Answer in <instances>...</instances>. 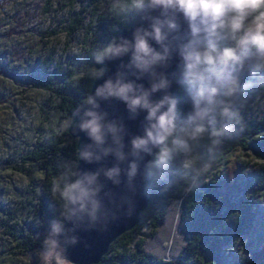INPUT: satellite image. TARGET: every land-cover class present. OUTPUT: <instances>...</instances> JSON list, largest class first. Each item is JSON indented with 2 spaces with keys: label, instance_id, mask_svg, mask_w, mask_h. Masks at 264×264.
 <instances>
[{
  "label": "clouds",
  "instance_id": "clouds-1",
  "mask_svg": "<svg viewBox=\"0 0 264 264\" xmlns=\"http://www.w3.org/2000/svg\"><path fill=\"white\" fill-rule=\"evenodd\" d=\"M114 6L126 7L124 0H114ZM132 6L141 13L143 23L133 30L131 40L114 41L97 60L130 54V67L151 72L157 79L149 90L109 81L99 94L121 97L134 111L147 110L145 135L136 138L133 145L137 154L142 150L152 155L155 150V159L148 165L150 177L163 179V173L179 157L180 168L192 173L194 180L208 167L196 147L206 141L203 147L212 153L234 131L238 106L245 102L247 93L264 86V0H132ZM173 52L179 60L171 75L184 87L191 104L185 117L178 113L177 98L167 91L172 80L153 71L156 66H166ZM157 92L164 94L150 99ZM85 116L91 119L81 128L102 141L95 112L87 111ZM119 171L114 168L107 175L112 177ZM137 172L138 165L132 163L129 178ZM95 179L87 176L73 181L65 173L54 185L53 192L64 201V207L61 219L52 221L39 251L41 264H69L66 248L78 243L72 233L85 216L97 219L100 205L95 199L97 190L91 187ZM65 220L73 227L66 228Z\"/></svg>",
  "mask_w": 264,
  "mask_h": 264
},
{
  "label": "trees",
  "instance_id": "trees-1",
  "mask_svg": "<svg viewBox=\"0 0 264 264\" xmlns=\"http://www.w3.org/2000/svg\"><path fill=\"white\" fill-rule=\"evenodd\" d=\"M77 1L72 0L71 5ZM124 5L126 7L121 10L114 6V0H92L68 18L66 30L70 39L79 32L85 33L84 52L71 63L52 61L43 67L35 66L30 73L31 80L37 81L35 89L50 93L68 124L73 113L87 102L98 75L95 69L97 56L116 40L139 12L132 6V0H124ZM102 6H105L104 10ZM88 19L90 24L86 25ZM247 95L250 101L246 106H238L239 115L233 122L232 134L212 153L203 147L206 141L196 147L208 167L194 180L192 173L180 168L179 157L163 173V179L148 175L146 192L150 205L141 215L140 224L112 244L100 264H226V249L253 232L258 216L256 200L264 195V165L257 169L250 161L231 162L237 151L249 159L264 161V86L258 85ZM176 98L178 113L185 117L191 104L184 87H179ZM77 153V141L66 128L61 135L53 134L21 157L24 164L36 166L42 173L41 188L37 190L40 192L37 211L42 225L35 228L40 236L25 238L20 228L4 224L6 234L18 244L30 243L26 244L25 253L43 250L52 221L61 219L64 201L60 197L54 200L53 188L60 182L62 174L74 171ZM13 168L21 170L16 166ZM175 203L184 243L178 255L173 257L175 260L166 261L149 253L145 247L147 239L155 238L165 225L168 209ZM247 264H264V239Z\"/></svg>",
  "mask_w": 264,
  "mask_h": 264
},
{
  "label": "rangeland",
  "instance_id": "rangeland-1",
  "mask_svg": "<svg viewBox=\"0 0 264 264\" xmlns=\"http://www.w3.org/2000/svg\"><path fill=\"white\" fill-rule=\"evenodd\" d=\"M71 2L0 0V264H41L39 251L42 250L25 253L26 244L30 243L18 244L6 234L4 224L20 228L25 238L40 236L35 228L42 225L37 211L42 173L38 167L24 164L21 157L53 134L61 135L69 124L50 93L35 89L37 81L31 80L30 73L35 66L43 67L52 61L71 63L84 52L85 33L79 32L70 39L66 30L68 18L92 0H79L73 5ZM89 24L88 19L86 25ZM249 101L250 96L246 95L240 106H246ZM235 161H250L257 169L264 165V161L249 159L241 151L231 158L232 163ZM73 172H66L70 179ZM58 199L59 195L55 194L54 200ZM256 204L258 216L254 230L241 237L234 247L226 249V264H247L264 239V195L258 196ZM178 224L175 203L168 209L166 223L158 235L147 239L146 250L166 261L175 260L173 257L184 243Z\"/></svg>",
  "mask_w": 264,
  "mask_h": 264
},
{
  "label": "water",
  "instance_id": "water-1",
  "mask_svg": "<svg viewBox=\"0 0 264 264\" xmlns=\"http://www.w3.org/2000/svg\"><path fill=\"white\" fill-rule=\"evenodd\" d=\"M140 16L138 12L119 33L115 42L122 43L121 38L131 40L133 30L143 23ZM178 60V54L173 52L166 66L153 69L157 74L169 76L172 83L167 91L175 98L180 85L171 74L176 71ZM129 64L130 54L104 58L102 62L96 63L95 69L99 74L87 102L73 113L68 127V133L77 141L78 151L73 181L94 176L96 179L91 187L97 190L95 199L100 205L97 219L92 221L85 216L72 233L78 238V243L67 246L65 253L71 264H100L112 244L140 224L141 215L150 205L146 182L148 165L155 156V150L152 155L142 150L137 154L133 145L136 138L145 135L147 110L139 108L134 111L121 97L99 94L100 89L106 87L109 81L114 85L118 82L133 83L137 87L142 85L145 90H149L157 77L151 72L145 73L130 67ZM163 94L153 93L150 99L156 100ZM89 98L92 103H89ZM87 111L95 112L99 118L102 141L95 140L89 130L81 128L86 119H91L85 116ZM83 153L91 155L85 157ZM132 163L138 165V172L130 179L128 173ZM114 168H118L119 173L108 177L107 173ZM64 225L66 228L73 227V223L66 220Z\"/></svg>",
  "mask_w": 264,
  "mask_h": 264
}]
</instances>
